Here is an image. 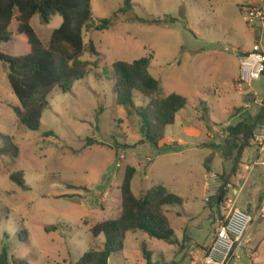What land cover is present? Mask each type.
I'll return each instance as SVG.
<instances>
[{"label": "rangeland", "instance_id": "obj_1", "mask_svg": "<svg viewBox=\"0 0 264 264\" xmlns=\"http://www.w3.org/2000/svg\"><path fill=\"white\" fill-rule=\"evenodd\" d=\"M259 1L132 0V14L122 15L117 12L123 0H92L93 22L111 18L114 26L84 31L85 43L93 42L100 55H84L82 60L91 64L90 75L76 82L71 92L57 88L51 93L50 106L36 132L19 123L14 112L19 102L8 81L9 70L0 61V134L12 137L20 148L18 158L0 156V256L6 251L9 264L15 260L71 264L90 249L102 248L104 236L94 238L91 229L119 218L121 185L129 170H135V196L164 185L183 200V206L165 207L180 245L140 231L129 233L124 252L114 255L109 264H145L144 250L154 263L185 264L182 245L190 248L194 241L209 245L230 211L226 203L235 199L231 191L224 205L216 201L213 176L219 177L221 185L225 180L233 183L234 161L209 146L223 145L228 126L264 109V76L251 84L239 83V57L264 41V32L252 31L245 23L239 5L264 0ZM133 16L147 20L170 16L186 19L187 25L142 24L133 22ZM61 23L59 15L49 23L40 15L31 21L45 44ZM12 32L11 42H0V52L22 56L25 38L14 27ZM146 58H152L149 73L160 82V93L151 98L136 94V106L174 93L187 99L175 124L167 128V137L182 143L165 157L158 156L165 152L161 147L139 145L143 139L140 119L118 105L114 93L113 64ZM126 145L136 147L126 149ZM247 170L240 167L235 179L243 183ZM257 172L264 173V169L256 168ZM18 173L24 175L27 189L11 180ZM262 196L264 185H249L236 207L246 211L249 204H258L259 210ZM246 212L254 218L252 244L246 245L250 257L241 249L237 264H251L258 246L264 262V221L256 220L255 211ZM24 230L28 231L27 242Z\"/></svg>", "mask_w": 264, "mask_h": 264}, {"label": "trees", "instance_id": "obj_2", "mask_svg": "<svg viewBox=\"0 0 264 264\" xmlns=\"http://www.w3.org/2000/svg\"><path fill=\"white\" fill-rule=\"evenodd\" d=\"M91 4L92 0H0V42L12 41L13 27L16 28V34L23 36L26 42L24 55L13 57L0 52V61L9 70L8 81L19 102V106L14 108L16 117L30 131L36 132L41 128L43 114L50 106L49 96L55 89L69 93L76 82L90 75L91 64L82 58L86 53L92 56H99L100 53L93 42L89 45L85 43L84 31H105L114 26V19L111 18L93 22ZM132 11V0H123V7L117 13L130 15ZM36 15H40L45 23H49L55 15L62 17L60 27L53 31L47 44L41 41L31 25ZM131 20L142 24L173 25L180 22L187 25L186 19L179 20L170 16L152 20L133 16ZM150 59H140L132 63L115 62L112 66L114 93L117 104L140 119L143 139L139 145L147 143L160 148L166 138L167 128L175 124L177 115L187 106V99L174 93L165 98L151 99L146 106H136V94L151 98L160 93V82L149 73ZM96 78L100 79L99 76ZM263 114L264 109H261L253 122L244 121L228 127L224 144L209 146L220 149L227 161H234L232 178L238 174L241 157L251 146L256 123ZM0 141V156L19 157L20 148L12 137L0 134ZM124 147L131 149L136 146ZM161 148L164 151L173 150L167 145ZM206 168L209 170L207 165ZM134 177L135 170L127 171L124 176L119 218L104 221L91 229L94 238L104 236L103 247L90 249L77 263L71 264H109L114 255L125 250L126 235L139 231L153 239L179 245L165 207L183 206V200L163 185H155L144 195L137 197L132 191ZM11 180L27 189L23 174H13ZM231 184L230 180H225L218 190L216 201L219 206L226 203ZM55 230L57 229L54 228ZM22 233L27 242L28 231L24 230ZM144 249L145 245L142 247ZM144 251L146 264H159L153 262L147 250ZM0 264H9L6 251L0 256ZM13 264L28 263L25 260H15Z\"/></svg>", "mask_w": 264, "mask_h": 264}, {"label": "built area", "instance_id": "obj_3", "mask_svg": "<svg viewBox=\"0 0 264 264\" xmlns=\"http://www.w3.org/2000/svg\"><path fill=\"white\" fill-rule=\"evenodd\" d=\"M241 15L250 28H264V1L260 4L242 6ZM239 66L240 85L251 84L264 76V51L261 46L255 45L251 52L243 54L239 59ZM250 143L257 149L258 158L248 168H264V122L256 126ZM226 205L230 211L225 222L218 227L212 244L200 264H237V252L244 248V241L254 224V218L234 206L231 201ZM256 220L264 221V202L257 211ZM246 255L250 257L249 250H246Z\"/></svg>", "mask_w": 264, "mask_h": 264}, {"label": "crops", "instance_id": "obj_4", "mask_svg": "<svg viewBox=\"0 0 264 264\" xmlns=\"http://www.w3.org/2000/svg\"><path fill=\"white\" fill-rule=\"evenodd\" d=\"M261 1H263V0H260L259 2H261ZM254 3H258V2H254ZM249 4H253V3H249ZM245 5H248V4H244V5H239V7H242V6H245ZM240 12H241V8H240ZM252 29V31H255V30H261L262 31V33L264 32V28H260V29H257V28H251ZM255 45H260L261 46V48L263 49V51H264V41H261L260 43H255L254 45H253V47L255 46ZM243 54H245V53H242V55ZM241 55V56H242ZM240 56V57H241ZM240 57H239V59H240ZM258 114H253L252 116H247L246 118H245V120H243V121H241V122H244V121H247V122H251V121H253L255 118H256V116H257ZM241 117V116H240ZM177 118V117H176ZM264 122V120H262V117H261V119L259 120V121H257V123H256V125H258V124H262ZM228 127H230V126H228ZM227 127V128H228ZM213 131H217V128L216 127H214L213 128ZM213 136H214V134H213ZM213 136H211V138H212V140H213V142H217V143H219L218 142V140L217 139H215ZM179 143H182V140L181 139H179L178 141H176V140H174V139H172V138H169V137H167V130H166V138H165V140H164V142H163V144H161V146L160 147H162L163 145H167V146H170L173 150L175 149V147H176V145L177 144H179ZM250 147L249 148H247L245 151H244V153H243V155H242V157H241V160H240V165H239V168H238V175L240 174V167H244L246 170L248 169V163H250V164H252L257 158H258V151H257V149L254 147V146H252V144L250 143ZM173 150H168V151H165V152H162V154L161 155H158V156H160V157H165V156H167V155H169L167 152H172ZM151 160V159H150ZM154 162V159L152 160V162L150 163V164H152ZM258 169H264V168H258ZM248 171V170H247ZM255 171H256V169H249V174H248V177H247V179L242 183L240 180H236L235 178L233 179V183L230 185V192L232 191V194L235 196V199L234 200H230L232 203H233V201H234V205L236 206L237 204H238V200L241 198V197H243V195H245V193H247V187L250 185H252V187H254L255 185H258V184H262V185H264V173L263 172H257V173H255ZM237 175V176H238ZM251 175V176H250ZM250 177V178H249ZM213 178H214V185H215V188L217 189V192L215 193V195L214 196H216L217 194H218V190L220 189V187H221V180L220 179H218L217 178V175H215V176H213ZM253 179V180H252ZM134 180V179H133ZM251 180H252V183H251ZM209 184L207 183V187H209L208 186ZM234 187H236V189H234L233 190V186ZM164 186V185H163ZM166 187V186H165ZM167 188V187H166ZM167 189H169V187L167 188ZM148 191V190H147ZM146 191V192H147ZM171 192H174L175 193V191H172V190H170ZM177 194V193H176ZM258 202H264V196H262V197H260V199H259V201ZM258 204L257 205H255V206H251V204H249V206H247L246 207V211H250V210H252L253 212L255 211L256 212V214H257V211H258ZM259 207H260V205H259ZM212 223L215 225V226H217L218 225V223H214V219H213V217H212ZM217 224V225H216ZM253 228V226L251 227V229ZM217 229H218V227H217ZM217 229L215 230V233L212 235V238H211V241H210V243H209V245H207V246H205V245H201L199 242H197V241H194L193 242V245L190 247V248H188V247H186L185 245H182L183 246V248H184V261H185V264H200V261H201V259H202V257L207 253V251H208V249H209V247L211 246V244H212V241H213V239H214V237H215V234H216V231H217ZM251 229L249 230V232H248V234H247V236H246V238H245V241H244V248H243V250L245 251V253H246V250L247 249H249L246 245L247 244H252L251 243V239L249 238L250 237V232H251ZM129 234V233H128ZM128 234L126 235V238H127V236H128ZM190 240V239H189ZM191 241H193V240H191ZM179 242V241H178ZM179 245H180V242H179ZM255 245V244H254ZM125 246H126V240H125ZM181 246V247H182ZM256 248V247H255ZM257 249V251H256V253H255V255H254V260L251 262V264H264V262L261 260V255H260V248H259V246H258V248H256ZM241 249H239L238 250V252H237V262H238V253H239V251H240ZM124 252V251H123ZM145 261V260H144ZM145 264H146V261H145Z\"/></svg>", "mask_w": 264, "mask_h": 264}]
</instances>
